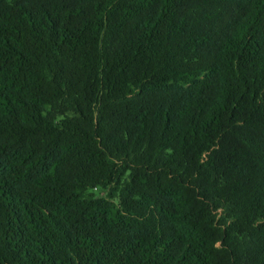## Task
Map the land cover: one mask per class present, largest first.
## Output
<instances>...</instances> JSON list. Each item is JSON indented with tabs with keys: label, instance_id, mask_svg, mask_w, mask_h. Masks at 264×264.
<instances>
[{
	"label": "trees",
	"instance_id": "1",
	"mask_svg": "<svg viewBox=\"0 0 264 264\" xmlns=\"http://www.w3.org/2000/svg\"><path fill=\"white\" fill-rule=\"evenodd\" d=\"M0 264H264V0H0Z\"/></svg>",
	"mask_w": 264,
	"mask_h": 264
},
{
	"label": "rangeland",
	"instance_id": "2",
	"mask_svg": "<svg viewBox=\"0 0 264 264\" xmlns=\"http://www.w3.org/2000/svg\"><path fill=\"white\" fill-rule=\"evenodd\" d=\"M87 194L92 195L94 197H105V192L101 189H93L89 191Z\"/></svg>",
	"mask_w": 264,
	"mask_h": 264
}]
</instances>
